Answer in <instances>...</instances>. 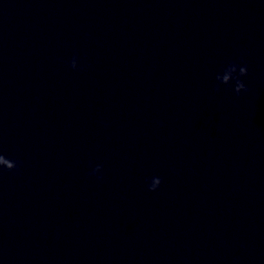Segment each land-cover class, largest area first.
I'll return each instance as SVG.
<instances>
[{"label": "water", "instance_id": "95a60500", "mask_svg": "<svg viewBox=\"0 0 264 264\" xmlns=\"http://www.w3.org/2000/svg\"><path fill=\"white\" fill-rule=\"evenodd\" d=\"M0 152V264H264V0H0Z\"/></svg>", "mask_w": 264, "mask_h": 264}, {"label": "clouds", "instance_id": "9594fccd", "mask_svg": "<svg viewBox=\"0 0 264 264\" xmlns=\"http://www.w3.org/2000/svg\"><path fill=\"white\" fill-rule=\"evenodd\" d=\"M69 66L74 71H83L85 65L82 63V57L79 54H73L68 61ZM249 74V66L244 61L243 57L237 60H229L226 62L222 71H218L215 75V91L220 92L222 85H228L232 88V91L236 96H240L243 93L250 91L248 84L245 81V77ZM89 175L95 177L97 180H103V164L90 163ZM20 168V162L15 158H10L3 152H0V171H12ZM147 189L150 192L157 191L163 179L159 175H152L147 178Z\"/></svg>", "mask_w": 264, "mask_h": 264}]
</instances>
